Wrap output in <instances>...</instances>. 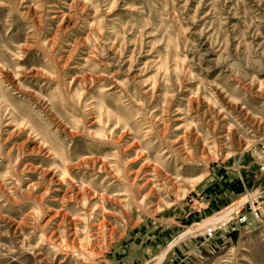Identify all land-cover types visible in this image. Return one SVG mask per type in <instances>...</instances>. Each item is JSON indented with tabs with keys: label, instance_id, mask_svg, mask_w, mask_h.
I'll list each match as a JSON object with an SVG mask.
<instances>
[{
	"label": "rangeland",
	"instance_id": "obj_1",
	"mask_svg": "<svg viewBox=\"0 0 264 264\" xmlns=\"http://www.w3.org/2000/svg\"><path fill=\"white\" fill-rule=\"evenodd\" d=\"M0 264H264V0H0Z\"/></svg>",
	"mask_w": 264,
	"mask_h": 264
},
{
	"label": "built area",
	"instance_id": "obj_2",
	"mask_svg": "<svg viewBox=\"0 0 264 264\" xmlns=\"http://www.w3.org/2000/svg\"><path fill=\"white\" fill-rule=\"evenodd\" d=\"M229 218L232 219L233 217L230 216ZM245 221H246V216L244 214H238L236 216V222L237 223L242 224V223H245Z\"/></svg>",
	"mask_w": 264,
	"mask_h": 264
},
{
	"label": "bare ground",
	"instance_id": "obj_3",
	"mask_svg": "<svg viewBox=\"0 0 264 264\" xmlns=\"http://www.w3.org/2000/svg\"><path fill=\"white\" fill-rule=\"evenodd\" d=\"M225 214H227V213H225ZM225 214H224V215H222V216H225ZM222 216H220V217H222ZM220 217H218V218H220ZM218 218H217V219H218ZM217 219H215V220H217ZM213 221H214V220H213Z\"/></svg>",
	"mask_w": 264,
	"mask_h": 264
}]
</instances>
